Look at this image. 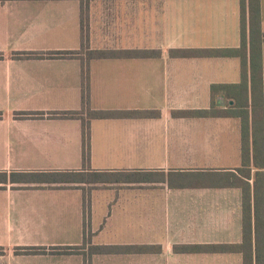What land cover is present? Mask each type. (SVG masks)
<instances>
[{"label": "crops", "instance_id": "1", "mask_svg": "<svg viewBox=\"0 0 264 264\" xmlns=\"http://www.w3.org/2000/svg\"><path fill=\"white\" fill-rule=\"evenodd\" d=\"M248 7L0 0V264H264V40L252 91ZM259 15L264 34V0Z\"/></svg>", "mask_w": 264, "mask_h": 264}, {"label": "trees", "instance_id": "2", "mask_svg": "<svg viewBox=\"0 0 264 264\" xmlns=\"http://www.w3.org/2000/svg\"><path fill=\"white\" fill-rule=\"evenodd\" d=\"M249 38H250V71H251V87H252V91L254 90V87L256 86L259 90H261V76H260V68H261V63H260V42L264 40V34L260 32V15H259V0H249ZM242 15H241V33H242V44L241 46H243L244 42H245V12H244V6H243V1H242ZM85 33H86V24H85V20L83 18V14H82V25H81V40L83 41L85 38ZM257 38V45L256 47H254V43H253V36ZM240 48L237 49H219L217 51H213V50H191V49H170L169 50V54L171 56H176V57H183V56H191L194 55L196 53H210V52H218L220 54L223 55H229V54H233V52H237L240 51ZM75 51H58V52H49L47 55H53V54H74ZM110 54V53H108ZM106 53H102L99 52L97 55L99 56H106L108 55ZM142 54H144L145 56H155V55H159L160 52L156 51V50H151V51H144ZM244 72H243V65H242V84L244 83ZM241 84V85H242ZM215 87V85H212V89ZM255 92H252V100H253V95ZM261 93V92H260ZM262 95V94H261ZM85 97H86V93L85 90L83 91L82 94V100L83 102L85 101ZM262 102L264 105V96H262ZM235 103V101H234ZM234 105V104H233ZM130 113V112H128ZM124 113L121 112H92L91 116L92 117H107V116H116V115H121ZM141 114H143L144 116H151V115H157L158 113L156 111L153 110H145L142 111ZM174 114H198V115H209L211 114V110H197V111H187V110H179V111H174ZM245 126L244 121L242 120V136L244 135V130L243 127ZM260 128L262 130V117L260 118ZM86 129V125L83 126V130L85 132ZM242 144H244V142H242ZM73 249H78L79 247H72ZM110 247L108 246H104V245H94L92 247H90L89 249V253L91 252H104L107 249H109ZM180 248L179 246H175L174 249H178ZM181 248H185V247H181ZM215 248H219V249H225V247L223 246H215Z\"/></svg>", "mask_w": 264, "mask_h": 264}]
</instances>
